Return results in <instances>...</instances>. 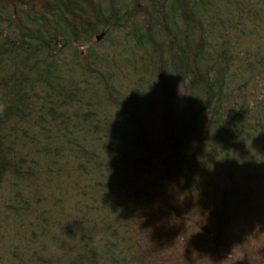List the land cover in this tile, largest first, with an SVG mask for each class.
<instances>
[{
  "label": "trees",
  "instance_id": "trees-1",
  "mask_svg": "<svg viewBox=\"0 0 264 264\" xmlns=\"http://www.w3.org/2000/svg\"><path fill=\"white\" fill-rule=\"evenodd\" d=\"M241 207L264 0H0V264H188Z\"/></svg>",
  "mask_w": 264,
  "mask_h": 264
},
{
  "label": "rangeland",
  "instance_id": "rangeland-1",
  "mask_svg": "<svg viewBox=\"0 0 264 264\" xmlns=\"http://www.w3.org/2000/svg\"><path fill=\"white\" fill-rule=\"evenodd\" d=\"M234 213L214 245L197 249L189 244L191 251L185 259L188 264H264V219L242 207ZM2 220L7 223L6 219ZM172 246L173 242L166 245L160 240L155 242L158 252L154 257L158 262L166 259V252Z\"/></svg>",
  "mask_w": 264,
  "mask_h": 264
}]
</instances>
